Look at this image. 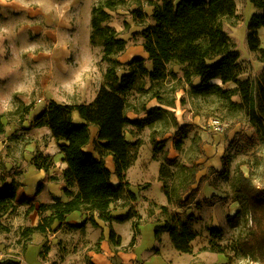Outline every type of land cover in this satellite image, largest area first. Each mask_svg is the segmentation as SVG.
Returning <instances> with one entry per match:
<instances>
[{
  "label": "rangeland",
  "instance_id": "1",
  "mask_svg": "<svg viewBox=\"0 0 264 264\" xmlns=\"http://www.w3.org/2000/svg\"><path fill=\"white\" fill-rule=\"evenodd\" d=\"M53 1L39 0L38 3L42 9L50 13V17L43 15V18H40L38 16V20L43 19L46 25L51 28L59 26L57 16L51 12ZM99 1L102 0H71L70 8L65 12V21L68 23L66 28L74 31L71 34H64L65 42L69 46L77 45L85 55L88 54L86 51L89 46L92 8ZM34 3L37 2L34 1ZM138 9L144 13L143 17L138 16L137 11H133ZM254 10L255 8L248 0H236L237 16L233 20L224 22V29L239 52L238 78L241 80L260 79L264 67V63L258 59V53L250 51L247 45V21ZM110 13L109 24L118 31L120 37L127 41L125 50L115 56L124 63L122 69L119 70L121 74L126 71L125 62L133 56L147 58L142 45V30L153 23L150 15L151 7L143 2L135 4L133 0H128ZM26 18V11L15 14L8 18V27L20 23L25 25L28 22ZM9 20H11V24ZM51 28L50 31H52ZM10 34L11 30L9 29V37ZM30 35L29 45L35 50L41 48L46 38L50 42L54 40L53 36H57L54 34L51 37L44 30ZM258 36L261 47H264L262 28L259 30ZM94 48L92 70L89 68L91 64L87 65L83 60L77 61V63L68 62L67 70H64L67 71L64 75L70 78L69 82L74 86L79 84L82 88L84 82H91V87L88 88L84 99H90V90L97 86L100 73L102 74L107 66V62L102 59V47L94 45ZM90 52L88 55H92V50ZM84 59L88 60L89 58L85 57ZM144 64L148 69H151V62L148 59L144 61ZM34 65L35 69L40 67L38 63ZM10 75L14 80H11L7 86L23 90L27 77L15 72ZM211 82L218 83L223 89L234 91L236 88L235 83H222L218 78ZM1 83L6 84L7 82L1 81ZM192 83L197 85L199 79L194 78ZM78 88L75 87V89ZM58 90L56 82H50L45 100L52 101L51 99L55 98V95L57 96ZM96 95L97 92L89 102L82 103H91ZM32 97L33 95L30 96V100ZM49 97L51 99H48ZM34 98H37L36 95ZM231 100L235 103L240 102V96L236 91L231 96ZM9 101L12 99L1 104L10 108ZM13 101L23 104L19 98H13ZM126 101L131 107H129L130 112L134 110L140 117L145 118L150 110L152 114L150 113L149 117L153 118V123L150 126L127 125L125 127L127 140L131 139L133 142L130 147L132 163L128 175L129 180L133 183L130 190L135 195L132 198L129 193H124L118 200L120 202L118 209H112L111 212L112 216L127 214L134 220L133 223L142 224L141 236L134 248V254L138 256L137 264H264L261 262L259 250V244H263L264 237H259L254 206L251 207L248 202H244L242 205L240 200L235 198L240 172L248 176L258 188L264 190V137L250 121L247 112L242 108L229 105L228 101L221 100L215 95L191 94L190 84L177 66L171 69L167 77L161 81H151L147 75L139 76L134 89L126 95ZM38 104V107H42L44 102ZM5 110L7 111V109ZM10 113L25 118L27 109L21 106L18 111ZM40 113L38 109L32 114L38 116ZM214 118L220 121L223 128L221 131H215L212 128L211 120ZM183 124L189 126L188 134L182 143L181 151L178 152L174 148L172 139L177 132L178 125ZM229 128L231 129L229 130ZM152 132L158 141L164 143L157 151L153 149L150 141ZM90 133H93L91 128ZM3 144L4 142L0 146ZM8 147L7 144H4L0 151V176H4L8 172L5 163L8 160L14 162V150ZM16 150L26 153L23 147H16ZM3 157L8 158L4 159ZM110 160L113 161V158ZM193 169H195V182L190 192V202L183 205L168 203L164 188L170 189L172 186H178L189 178V173ZM126 182L128 181L126 180ZM128 185H130L129 182ZM187 195L183 198H187ZM160 203H168V211L161 210ZM114 206H117L116 202H114L113 208ZM185 212H192L196 217L193 226L197 235L190 242L191 251L189 253L177 251L171 239L162 243L161 254L156 250L155 252L150 251L156 238L153 225H162L165 220H170L171 215L175 213H179L183 219ZM15 215H17L16 211L1 215L0 247L16 257L14 260L19 261H5L0 264H12V262L37 264L39 257L34 245L24 254L22 261L23 252L18 236L28 223L19 225ZM22 215L25 217L24 213ZM173 226L177 230L180 228V223L173 222ZM108 232L109 229L106 233L108 234ZM248 233L254 234V236H250V241L247 239L248 237H244ZM118 238L121 240V237L115 233L114 239ZM99 240L98 237L93 247L97 253H99L97 250ZM122 241L127 244L129 239L124 235ZM239 241L243 245L253 243V247L250 250H243L239 246ZM128 245L133 244L129 243ZM46 253L47 248H44L41 254L44 256ZM130 256L127 255L128 258ZM93 261L96 264H121L118 257H110L105 252L102 255H97ZM69 264L92 263L88 256L76 254L71 257ZM122 264H127L126 260Z\"/></svg>",
  "mask_w": 264,
  "mask_h": 264
},
{
  "label": "trees",
  "instance_id": "2",
  "mask_svg": "<svg viewBox=\"0 0 264 264\" xmlns=\"http://www.w3.org/2000/svg\"><path fill=\"white\" fill-rule=\"evenodd\" d=\"M128 0H102L93 6L91 12L90 43L102 47V59L107 62L103 72L101 84L95 99L88 104H62L50 101L46 109L36 117V125H46L58 144L62 160L66 163L62 178L66 187L64 194L68 200L53 198L41 210L49 213L42 216L34 226H26L20 233V243L25 249L34 233L46 234L54 229V223H61L68 214L74 211L88 213V219L93 221V213L109 225V240L119 245L120 240L114 239L111 222V206L124 193L134 197L135 193L129 188L125 180V173L132 160L130 147L133 142L127 140L125 127L127 125L150 126L152 112H147L145 118L129 119L127 111L129 104L126 95L134 89L137 79L147 75L151 81L165 79L174 67L182 71L186 81L190 84L193 95H215L229 105L244 109L249 119L264 137V67L260 79L241 80L239 75V52L235 48L231 37L224 29V22L233 20L236 16L235 0H133L135 4L145 3L151 7L153 23L142 30L143 48L147 58L133 56L125 62L126 71L119 73L124 63L115 56L122 53L127 45L126 39L119 36L118 31L109 24L110 11H114ZM255 8L247 21V45L252 52L258 53V59L264 63V47H261L259 30L264 31V0H248ZM138 16H144L141 9L133 10ZM233 22V21H231ZM151 62L148 69L144 61ZM110 65H109V64ZM199 79L194 85L192 80ZM220 79L222 83L233 82L236 88L223 89L218 83L211 82ZM235 91L240 96V102L235 103L231 96ZM158 109V108H157ZM77 113L82 122L76 123L73 114ZM97 128V135L93 140V149L98 154L87 152L84 148L90 143V127ZM189 126L178 125L172 142L176 151H181L182 143L187 137ZM231 128H229L230 130ZM4 132V123L0 114V134ZM151 144L155 151L164 144L151 133ZM110 155L114 162V174L117 184L111 181V171L106 167L104 157ZM50 157H36L35 166L46 168L51 164ZM195 182V169L189 173V178L178 186L164 188L168 203L183 205L190 202V192ZM236 199L243 205L248 202L254 206L259 237H264V190L253 184L252 180L239 173ZM76 187V191L73 188ZM16 184L11 182L0 189V218L1 215L15 211L14 203ZM186 194L187 198H183ZM161 210L168 211V207L161 205ZM125 217L122 218H127ZM196 220L192 212H185L182 219L179 213L171 215L162 225L155 224V237L167 231L171 242L177 251L189 253L190 242L197 232L193 226ZM179 222L180 228L175 229L173 222ZM139 222L133 223L134 234L130 244H134L139 235ZM255 235L257 238L258 236ZM248 233L244 237L250 241ZM257 243V239H256ZM253 243L239 246L243 250H250ZM261 262L264 263V241L259 244ZM12 264H17L13 263Z\"/></svg>",
  "mask_w": 264,
  "mask_h": 264
},
{
  "label": "crops",
  "instance_id": "3",
  "mask_svg": "<svg viewBox=\"0 0 264 264\" xmlns=\"http://www.w3.org/2000/svg\"><path fill=\"white\" fill-rule=\"evenodd\" d=\"M34 1L37 3H34ZM70 2L71 0L53 1V9L51 12L57 16L59 26L51 28L49 25H46L43 19L38 20V16L40 18H43V15L50 17V13L46 12V10L42 9L38 4L39 0H0V114L2 115V121L4 123V132L0 134V144L4 142V144L9 146L8 148H13L15 156L14 162L8 160L5 163V166L8 167V172L4 176H0V189L3 190L7 184H10L12 181L15 182L17 186L14 199L16 205L15 211L17 214L15 218L21 226L27 223L28 225L26 226L36 225L42 216L49 213L46 210H41V206L51 204L54 197L61 200L69 199V197L64 194L66 185L62 178L66 163L62 160V154L59 151L58 144L52 136L49 127L46 125H36L35 121L36 117H38L48 105L49 101L45 100V96L49 90L50 82H56V86L59 87V90L57 91L58 97L55 95V98L51 99L49 97L48 99L62 104H81L82 102H89L91 98H93L103 81V73H100L97 86L90 90L92 92H90V99H84L85 94L88 93V88L91 87V82L89 80V82H84L81 88L79 84H76V86L71 84L69 82L70 78L64 75L65 72L67 73V71L64 70H67L68 62L77 63V61L83 60L87 65L91 64V66L89 65L90 70H92L94 66L93 51L95 48L94 45L90 43L91 28L89 33V46L86 53L89 54L92 50V55H85L84 52L80 51L77 45L69 46L68 43L65 42L64 34L74 33L73 30L66 28L68 23L65 21V12L70 8ZM54 9L55 11H53ZM24 11L27 12L26 19L28 22H26L25 25L20 23L8 27V18L15 14L23 13ZM10 22L11 20H9V23ZM50 28L52 31L49 30ZM9 29L11 30L10 37ZM43 30L48 32L51 37L54 34H57V36H53L54 40L50 42H48L46 38L40 49H32V46L29 45L30 34L40 33ZM85 57L89 59L85 60ZM35 63L40 65L38 69H35ZM9 64L10 66H8ZM41 64L43 65L42 67ZM14 72L16 74L21 73L27 77L23 90L17 89V87L7 86L11 80H14L13 76L10 75ZM1 81H6L7 83L4 84L1 83ZM75 87L79 88L75 89ZM31 95H33L31 98L32 100H30ZM35 95L37 97L36 99L34 98ZM10 98L12 99V101H9L10 108H6V105L1 104L4 101H8ZM13 98H19L23 104L14 102ZM41 102H44V104L42 107H38V103ZM21 106L27 109L25 118L17 117L10 113L18 111ZM5 109H7V111ZM38 109L41 112L38 116L32 114ZM129 110L130 109L127 111V117L129 119L144 118L140 117L136 111L132 110L133 112H130ZM73 120L76 123L82 122V119L77 113L73 114ZM90 128L93 131L92 134L90 133L92 139L84 149L98 157V154L93 149V140L96 138L97 128L94 126ZM129 141L131 142L132 140L130 139ZM4 144L0 146V151L4 147ZM16 147H23L26 153L22 152V150L17 151ZM39 156H48L52 160L47 169L35 166L36 157ZM3 158L5 159L8 157ZM110 159H112L111 156L107 155L104 157V162L106 167L111 171L112 183L117 184L118 179L114 174V163ZM11 167L13 168L11 169ZM130 167L125 173L126 180L130 184L129 188L133 184L129 180L128 175ZM141 187L143 188V186ZM76 190V187L73 188V191ZM116 203L117 206L113 208V203L111 209H118L117 207L120 202L116 201ZM160 204L165 206L168 205V203ZM23 213L25 217H23ZM126 215L121 214L113 217L118 219L112 220V229L114 233H117V235L121 237L120 244L114 245L109 240V232L108 234L106 233L109 229L108 223L99 219L97 212L93 213V221L91 222L88 219V213L74 211L68 214L61 223H54V229L52 231L46 234L34 233L26 248L22 249L21 247L23 252L22 261L24 259V254L34 245L39 257L37 264H51L53 262L57 264H69L71 257L76 254L86 255L90 258V263L96 264L93 261L94 258L97 255H102L104 252L110 257H118L121 264L125 260L127 264H137L138 256L134 254V248L140 239L142 224L138 226L139 235L136 242L129 246L128 244L134 234L132 225L134 220L130 217L122 218ZM154 226L155 225H153V228ZM122 232H124L126 238L129 239L127 244L122 241L124 236ZM19 237L20 235L18 238ZM98 237L100 238L99 242L97 241V250L99 253L93 250ZM167 239L170 240L169 233L167 231L161 232L160 237L157 240L155 238L150 251L155 252L156 250L157 253L161 254V245L165 241L168 242ZM44 248H47V253L42 256L41 252ZM127 255L131 256L128 258ZM14 258L5 261H19L14 260Z\"/></svg>",
  "mask_w": 264,
  "mask_h": 264
},
{
  "label": "built area",
  "instance_id": "4",
  "mask_svg": "<svg viewBox=\"0 0 264 264\" xmlns=\"http://www.w3.org/2000/svg\"><path fill=\"white\" fill-rule=\"evenodd\" d=\"M211 126L215 131H221L223 129L220 121L217 118L211 120ZM10 258H14V256L10 252H7L0 247V262Z\"/></svg>",
  "mask_w": 264,
  "mask_h": 264
}]
</instances>
